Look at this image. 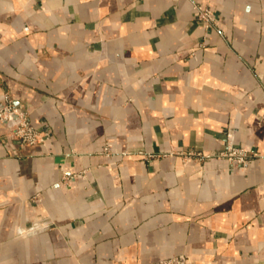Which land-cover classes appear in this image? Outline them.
I'll return each instance as SVG.
<instances>
[{
  "label": "crops",
  "instance_id": "obj_1",
  "mask_svg": "<svg viewBox=\"0 0 264 264\" xmlns=\"http://www.w3.org/2000/svg\"><path fill=\"white\" fill-rule=\"evenodd\" d=\"M5 92L0 264H264V0H0Z\"/></svg>",
  "mask_w": 264,
  "mask_h": 264
},
{
  "label": "built area",
  "instance_id": "obj_2",
  "mask_svg": "<svg viewBox=\"0 0 264 264\" xmlns=\"http://www.w3.org/2000/svg\"><path fill=\"white\" fill-rule=\"evenodd\" d=\"M199 16L206 18L208 16V10L198 7ZM12 122L13 135L23 144L30 145L42 141L37 129H35L29 122L26 110L15 104L12 96L5 92L0 104V122ZM228 146L225 150H222L217 156L225 158L231 164H245L251 154L243 147L233 146L230 141V134H227ZM204 157H209L205 155ZM160 264H181L179 259H172Z\"/></svg>",
  "mask_w": 264,
  "mask_h": 264
},
{
  "label": "rangeland",
  "instance_id": "obj_3",
  "mask_svg": "<svg viewBox=\"0 0 264 264\" xmlns=\"http://www.w3.org/2000/svg\"><path fill=\"white\" fill-rule=\"evenodd\" d=\"M26 115H27V112H26ZM28 118V117H27ZM32 125V124H31ZM33 126V125H32ZM34 127V126H33ZM35 128V127H34ZM36 129V128H35ZM108 150V145L107 146H104V148H103V151L105 152V151H107ZM179 259V257H177V256H172V257H168V258H163V259H160L159 261H158V263L157 264H160V263H162V262H166V261H169V260H172V259ZM180 260V259H179ZM181 261V260H180Z\"/></svg>",
  "mask_w": 264,
  "mask_h": 264
}]
</instances>
